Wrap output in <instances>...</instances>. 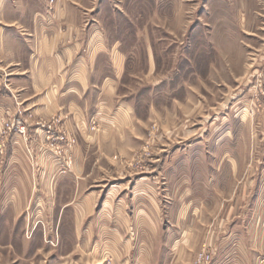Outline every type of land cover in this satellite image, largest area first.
<instances>
[{
  "label": "rangeland",
  "instance_id": "obj_1",
  "mask_svg": "<svg viewBox=\"0 0 264 264\" xmlns=\"http://www.w3.org/2000/svg\"><path fill=\"white\" fill-rule=\"evenodd\" d=\"M53 3L0 0V21L52 15ZM64 3L121 42L117 100L135 119L114 149L84 144L99 181L87 189L70 171L81 142L63 110L0 115V264H234L228 238L246 264H264V0ZM137 209L152 234L130 236Z\"/></svg>",
  "mask_w": 264,
  "mask_h": 264
},
{
  "label": "crops",
  "instance_id": "obj_2",
  "mask_svg": "<svg viewBox=\"0 0 264 264\" xmlns=\"http://www.w3.org/2000/svg\"><path fill=\"white\" fill-rule=\"evenodd\" d=\"M64 1L54 0L52 15L46 14V8L45 12L31 13L28 20L0 21V115H11L19 110L23 116L26 112L32 115L34 122L39 116L49 117L63 110L68 116L65 126L81 142V146L77 144L73 150L76 163L70 171L80 174L75 180L77 186L88 189L98 185L99 181L89 177L98 169H95V164L86 162L88 154L84 144H93L100 150L112 146V142L123 138L121 133L134 123L135 113L127 101L117 100L125 59L121 42L114 40L107 43L100 29L86 27L70 19L69 10L73 7ZM93 120L97 121L101 132L88 128ZM87 196L91 199L95 195ZM257 196V205L262 208V194ZM106 203L109 202L104 199L102 206ZM263 213L264 210L257 213L254 219H261V216L264 219ZM231 214L229 217H232ZM142 215L145 221H140ZM133 219L135 226L127 230L131 237H139L142 232L145 235L154 232L152 224L147 222L153 221L148 212L137 209ZM140 225L143 226L141 230ZM234 230H237L236 226H231L228 237L235 236ZM99 233L106 235L110 232L103 229ZM112 233L119 236L117 230ZM241 234L239 232L237 236ZM228 240L226 243L230 244L227 247H231L230 251L234 254L231 257L233 263L246 264L242 244L233 247L232 240ZM131 249L132 246L127 252ZM141 249L136 253H142ZM138 257L125 260L122 264L141 263L142 258L139 260ZM145 261L149 264L146 258ZM186 263L181 256L172 261V264Z\"/></svg>",
  "mask_w": 264,
  "mask_h": 264
}]
</instances>
